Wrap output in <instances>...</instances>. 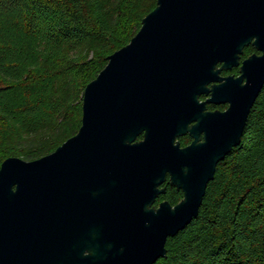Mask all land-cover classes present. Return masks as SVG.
I'll return each mask as SVG.
<instances>
[{"label":"water","instance_id":"obj_1","mask_svg":"<svg viewBox=\"0 0 264 264\" xmlns=\"http://www.w3.org/2000/svg\"><path fill=\"white\" fill-rule=\"evenodd\" d=\"M250 43L260 53L242 60L238 76H221ZM263 84L264 0H156L85 84L77 131L37 158L0 162V264L166 256L167 237L197 215ZM209 90L225 110L202 111L198 95ZM186 130L194 139L181 147L175 137ZM167 173L182 196L155 204Z\"/></svg>","mask_w":264,"mask_h":264},{"label":"trees","instance_id":"obj_2","mask_svg":"<svg viewBox=\"0 0 264 264\" xmlns=\"http://www.w3.org/2000/svg\"><path fill=\"white\" fill-rule=\"evenodd\" d=\"M155 3L0 0V162L37 158L75 133L85 84ZM181 195L169 186L165 197ZM165 246L153 264H264V84L197 215Z\"/></svg>","mask_w":264,"mask_h":264},{"label":"flooded vegetation","instance_id":"obj_3","mask_svg":"<svg viewBox=\"0 0 264 264\" xmlns=\"http://www.w3.org/2000/svg\"><path fill=\"white\" fill-rule=\"evenodd\" d=\"M249 47L251 48V50L249 52H245L247 50V48H249ZM252 53H260V50L255 48L254 45H252L251 43L245 45L243 47L242 52L240 53V56L238 59V64H234V65L227 67V68H222L219 71V74L221 76H227V75H231L233 77L238 76L240 74V65H241L242 60ZM218 65H220V62L218 63ZM215 83H219V81H210V82H208L207 85H208V87H211ZM211 97L212 98L214 97L211 94V90H209V92H207V93L202 92L198 95V101L204 102L202 111L207 112V111H213V110H225L228 107V105H229L228 101L217 102L214 100H209ZM197 110H199V109H197ZM202 111L200 110L199 112H202ZM197 123H198L197 119H192L189 121L190 125H194ZM203 124L201 122H199V126H201L202 128H197V134H198L197 141H203L204 140V129H203L204 125ZM141 137H142V135L140 134L137 136V139H140ZM193 139H194V136L190 133L189 130H186V132L181 133L175 137V141H178V144L181 147L185 146L187 144H190ZM168 178H169V174L167 173L166 179L158 185V187H160V188L163 187L164 191L156 197V199L154 201L155 204H157L161 200L167 199L165 197V194L167 193L169 186L175 187L174 185L170 184L167 181ZM175 189L178 191H181L180 189H177L176 187H175ZM181 193H182V191H181ZM181 196L179 197V199L181 198Z\"/></svg>","mask_w":264,"mask_h":264},{"label":"rangeland","instance_id":"obj_4","mask_svg":"<svg viewBox=\"0 0 264 264\" xmlns=\"http://www.w3.org/2000/svg\"><path fill=\"white\" fill-rule=\"evenodd\" d=\"M250 50H251V48L249 47V48H247V50H246L245 52H249ZM89 56H91V53H89L87 57H89ZM106 62H107V60H106ZM79 124H80V123H79ZM77 127H78V126H77ZM77 127H76V129H75V132L77 131ZM24 143H25V142H24ZM24 143H23V144H24ZM178 200H179V199H177V201H178ZM177 201H176V202H177Z\"/></svg>","mask_w":264,"mask_h":264}]
</instances>
